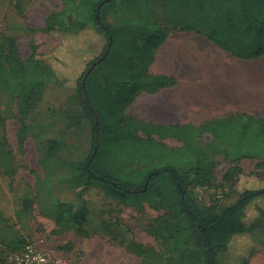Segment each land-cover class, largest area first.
<instances>
[{"label": "trees", "instance_id": "obj_1", "mask_svg": "<svg viewBox=\"0 0 264 264\" xmlns=\"http://www.w3.org/2000/svg\"><path fill=\"white\" fill-rule=\"evenodd\" d=\"M10 1L21 14L26 0ZM127 1L61 0L60 11L47 16L41 29L31 30L46 35L94 30L102 35L105 44L99 56L86 60L88 55L80 56L81 49L76 50L74 66L85 65L78 77L71 69L73 74L60 72L38 56L33 43H29L30 57L23 60L16 39L0 30V93L8 92L16 102L18 142L22 147L27 118L38 108L47 87L73 88L92 134L90 150L82 161L58 163L68 172L73 187L96 186L106 198L121 202L151 195L166 209L165 216L147 230L162 251L132 241L126 249L141 264H218V254L225 251L239 257L240 264H248L247 256L259 246L249 234L264 220V180L249 183L254 176L245 175L241 163L256 161L255 168L264 170V118L234 114L199 126H163L140 121L126 111L140 93L176 85L172 78L149 73L155 51L173 30H197L238 60L264 58V0H167L178 10H193L197 15L193 19L183 14V25L176 26L174 8L169 13L155 9L154 19L107 23V13ZM165 14L173 19L162 21ZM205 136L210 137L208 142H203ZM165 140L180 146L170 148ZM2 147L0 167L10 176L12 153L5 142ZM218 157L230 164L222 181L230 184L229 193L235 195L233 202L224 205L219 199L204 203L195 191L213 188ZM72 210V203H57L56 225L62 227ZM77 234L89 237L80 227ZM25 245L20 242L6 251L4 264H12L9 256ZM193 247L198 255L175 256Z\"/></svg>", "mask_w": 264, "mask_h": 264}, {"label": "rangeland", "instance_id": "obj_2", "mask_svg": "<svg viewBox=\"0 0 264 264\" xmlns=\"http://www.w3.org/2000/svg\"><path fill=\"white\" fill-rule=\"evenodd\" d=\"M169 2L128 0L108 12L106 22L113 25L135 23L141 18L154 19L155 9H164L169 13L174 8L176 22L173 24L181 26L180 17L183 14L187 13L193 19L197 15L189 9L180 11ZM61 8V0H26L19 14L10 0H0V30L16 39L23 60L30 57L29 43H33L38 56L51 62L60 72H74L78 77L85 65L74 66L77 62L73 59L76 50L81 49L80 56L88 55L86 60L93 59L102 53L105 39L94 30L76 35L31 32L41 29L47 16L59 12ZM167 14L161 18L162 21L170 18ZM126 114L134 116L132 105ZM26 124V138L21 147L17 138L16 102L8 92L2 91L0 150L3 151L2 143L5 142L7 151L12 153L13 174L5 176L0 167V263L4 264V253L20 242L66 264H141V259L126 249L130 241L162 251L147 230L158 218L165 216L166 209L151 195L129 198L125 202L108 199L96 186L74 188L68 172L58 167L60 161H82L90 150L91 126L82 118L73 88L59 85L47 87L41 103L27 118ZM209 140V136L203 138V142ZM163 143L170 148L180 146L173 140ZM47 153H50L49 156ZM256 163L250 160L241 163L243 173L254 176L252 181L249 180L252 184L257 179L264 180V170L256 169ZM229 168L230 164L222 157L217 158L213 188L196 189L199 200L204 203L218 200L217 193L221 195L220 205L235 200V195L229 193L230 184L222 181ZM57 203L73 204V210L62 227L56 225ZM250 212L254 213L253 210ZM78 227L89 237L79 236ZM249 236L259 246L257 252L247 256L248 264H264V220L252 228ZM68 245L71 248L66 250ZM198 254V249L193 247L175 256L190 258ZM240 263L242 260L230 251L218 254V264Z\"/></svg>", "mask_w": 264, "mask_h": 264}, {"label": "crops", "instance_id": "obj_3", "mask_svg": "<svg viewBox=\"0 0 264 264\" xmlns=\"http://www.w3.org/2000/svg\"><path fill=\"white\" fill-rule=\"evenodd\" d=\"M149 73L176 85L140 93L132 104L140 121L199 126L234 114L264 115V58L235 59L197 30H173L155 51Z\"/></svg>", "mask_w": 264, "mask_h": 264}, {"label": "built area", "instance_id": "obj_4", "mask_svg": "<svg viewBox=\"0 0 264 264\" xmlns=\"http://www.w3.org/2000/svg\"><path fill=\"white\" fill-rule=\"evenodd\" d=\"M217 198H221L220 193H217ZM9 261L12 264H66L52 259L32 246H25L21 251L10 255Z\"/></svg>", "mask_w": 264, "mask_h": 264}]
</instances>
